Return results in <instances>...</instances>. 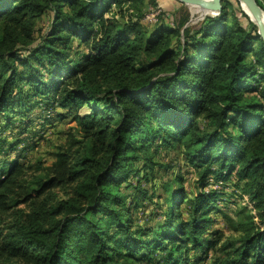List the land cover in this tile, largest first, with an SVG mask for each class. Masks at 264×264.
<instances>
[{
    "label": "trees",
    "instance_id": "trees-1",
    "mask_svg": "<svg viewBox=\"0 0 264 264\" xmlns=\"http://www.w3.org/2000/svg\"><path fill=\"white\" fill-rule=\"evenodd\" d=\"M178 3L147 22L159 0H0V264H264V40L238 0L196 23ZM160 149L195 189L138 224L122 188Z\"/></svg>",
    "mask_w": 264,
    "mask_h": 264
},
{
    "label": "rangeland",
    "instance_id": "rangeland-1",
    "mask_svg": "<svg viewBox=\"0 0 264 264\" xmlns=\"http://www.w3.org/2000/svg\"><path fill=\"white\" fill-rule=\"evenodd\" d=\"M169 5L164 4L160 1L158 9L148 8L150 10L149 14L159 13L161 7L169 8ZM148 14V15H149ZM195 16V17H194ZM200 13H196L191 18L193 23L198 22L203 19L199 17ZM199 17V18H198ZM250 17V16H249ZM176 20V19H175ZM50 20L48 16H44V20H39L37 30L44 29L49 24ZM38 35V33L36 34ZM88 108H83L82 112H87ZM75 122H70L65 120L63 122H57L55 127L47 131L46 140L39 144V146L27 153V159L31 164H36L37 161L42 160L45 165H51L54 162V151L55 147L58 145L66 144L68 137L71 134L78 133ZM79 135V134H77ZM79 137V136H78ZM154 164L147 168V171H143L147 174L146 176L141 175V183L138 188L132 186H123L122 191L126 196V203H134L138 207L133 209V217L135 218V223L138 224H154L156 220V213L158 211L157 205L160 203L165 205L167 197L170 195L174 187H180L181 183L188 189H195V180L197 179V174L193 171L192 167L187 165L182 159V156L177 154L176 151H170L168 149H160V151L155 154ZM143 161H139L138 166L142 167ZM142 173V172H141ZM136 176L131 178L133 183H136ZM146 192V196H144ZM62 197V192L57 191ZM246 204L250 206L249 199L247 196L242 200L238 199V202H232L230 208L223 207L224 212L232 216L235 221H237L236 212L239 206ZM19 207H24L23 205ZM219 229L225 232L227 235H236L229 222L224 216L219 215L217 224H215ZM2 225H0L1 229ZM3 230V229H2ZM212 259H207L204 264H212Z\"/></svg>",
    "mask_w": 264,
    "mask_h": 264
},
{
    "label": "water",
    "instance_id": "water-1",
    "mask_svg": "<svg viewBox=\"0 0 264 264\" xmlns=\"http://www.w3.org/2000/svg\"><path fill=\"white\" fill-rule=\"evenodd\" d=\"M190 7L193 15L200 13L199 17L205 15H218L223 9L224 0H178ZM243 10L250 16L251 20L258 26L259 34L264 40V9L257 0H238ZM198 17V18H199Z\"/></svg>",
    "mask_w": 264,
    "mask_h": 264
},
{
    "label": "crops",
    "instance_id": "crops-1",
    "mask_svg": "<svg viewBox=\"0 0 264 264\" xmlns=\"http://www.w3.org/2000/svg\"><path fill=\"white\" fill-rule=\"evenodd\" d=\"M160 1H162L164 4H166V5H169L168 7L169 8H164L165 10H168V11H174L175 9H177L179 6H180V4L178 3V1L177 0H159V4H160Z\"/></svg>",
    "mask_w": 264,
    "mask_h": 264
},
{
    "label": "built area",
    "instance_id": "built-area-1",
    "mask_svg": "<svg viewBox=\"0 0 264 264\" xmlns=\"http://www.w3.org/2000/svg\"><path fill=\"white\" fill-rule=\"evenodd\" d=\"M160 12V11H159ZM159 14V13H158ZM157 14V15H158ZM155 13H152V14H149L146 16L145 20L147 22H152V21H155L156 20V16H157ZM213 187L215 188H219L217 185H213ZM250 207H252V205L250 204Z\"/></svg>",
    "mask_w": 264,
    "mask_h": 264
}]
</instances>
